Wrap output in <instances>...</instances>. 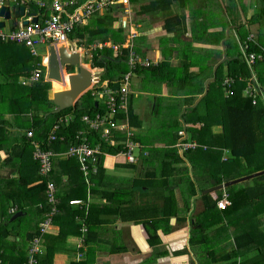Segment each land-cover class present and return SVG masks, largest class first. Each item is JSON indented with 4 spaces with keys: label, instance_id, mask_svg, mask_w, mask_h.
Instances as JSON below:
<instances>
[{
    "label": "crops",
    "instance_id": "obj_1",
    "mask_svg": "<svg viewBox=\"0 0 264 264\" xmlns=\"http://www.w3.org/2000/svg\"><path fill=\"white\" fill-rule=\"evenodd\" d=\"M21 1L22 4L20 3L17 6L12 3L7 6L10 9L24 6L25 15L23 17L31 16V21L33 17L40 19L44 13H48L51 3L56 0ZM76 1L77 3H83L87 0ZM234 1L236 0H129L125 6L115 4L107 9L116 17L112 27L116 29L118 36L123 38L122 42H113L110 37L107 39L105 32L92 36H87L86 33L79 34L77 28L74 30V34L69 36L67 42L55 44L57 46L65 45L69 52V44L77 47L80 65L89 69L91 73H96L101 80L100 82L104 84V88L108 82V79L102 77L105 70L99 69V73H97V68L92 67L90 61H87L86 64H82L81 61L82 55H86L88 49L99 48L96 45L101 40L107 43L108 48L110 47L112 56L117 55L118 51L110 45L124 46L128 41H131L132 48L141 57H147L156 62L149 70L146 71L143 68L132 74V76L136 75V87L134 89L130 79L127 105L128 111L131 110L132 115L134 114L138 119V125L133 128L136 138L133 153L137 159L134 162H127L122 155L105 158L103 165L105 174L99 176V178L97 177V181L103 189L110 190L113 183L116 184V188L119 187L118 194H121V198L116 199L117 202L123 204L125 210L121 216L115 215L116 212H112V214L100 212V216L97 217L100 220L97 227H92L91 224L87 227L85 224L87 214L90 212V219L94 221L96 219L93 214L94 207H100L108 200L94 196L91 192L87 193V188L84 186V190L77 192L75 187L77 185L82 186V183H76V181H73L74 195L69 196V200L80 199L82 205L79 203L69 204L68 202L69 205L74 207L67 209L70 212H73L74 209L77 210L75 219L79 220L81 224L79 228L75 219H66V216L70 214L62 212L59 205L56 206V210L52 214L49 213L51 210L49 206L48 213L46 212L42 216L43 218L39 219L40 205L37 203V208L35 207L34 198L24 199L23 207L28 211L27 218L23 215L22 220L19 218L13 222L23 212L19 211L16 206L11 205V202L5 204V212L4 203L0 198V228L2 229L1 226L4 225L13 229L11 235L7 238L8 241L5 243L7 252H15L16 254L18 251H24L26 253L29 236L35 233L38 225L40 226L41 223L50 218L52 223L49 225V231L43 234L40 240V245L44 251H42L41 256L38 255V259L43 264H200L195 255L196 251L191 248V246L196 245H191L189 238L193 234L192 230L195 228L197 220L191 214L195 211L196 213L201 212L204 207V202L200 197L202 194L200 192V174L207 175V173H205L202 156L193 151L190 155L183 156L182 149L184 148L179 146L178 142L184 138L185 134L180 139H178L179 137L176 139L174 130L179 129L181 131L182 129L179 128L181 124L185 128L201 125L200 122L192 123L190 120L185 123L181 115L185 111L187 114L188 107L196 106L207 92L208 86L214 82V74L225 56L227 57L226 51L229 47L226 48V40L229 37L228 32L230 30L233 31L235 37L233 43H237L238 21H242L248 30L250 29L248 34H254L258 44L264 47L262 45L264 44V27L248 23L249 15H243L241 7V4L246 0ZM248 1L251 2V0ZM232 2L234 6H232ZM40 3H43L44 6L41 7ZM230 8L239 10L240 13L230 16L228 14ZM107 10L97 14H103ZM41 11L44 13H40ZM92 16L83 25H87L90 23V19L95 18ZM20 17L21 15L15 18V25L13 24V26L9 24L11 18H7L5 25L2 26L3 30L8 31L18 27L20 22H23ZM120 21L125 22L126 25L121 24ZM250 25L252 27L257 25L258 29L254 31ZM90 40L92 41L90 42ZM85 42H89V44L84 46ZM47 44V47H44L45 53L41 58H38L39 55L35 56L39 59V64L42 67V63H45L48 54V47L51 45L50 43ZM192 59L194 60L191 61ZM261 65H264V62ZM76 68V66L64 65L62 67L63 76L66 73L77 72L78 68ZM253 77H255V80L257 79L255 73H253ZM262 80L261 84H264V76ZM23 81L24 77L19 76V82L23 83ZM28 83L32 82L27 81L26 84ZM137 83L144 84L146 89H139ZM256 86H258L257 91L259 90L260 97L264 102L262 89L264 86L261 87L259 82ZM244 91L243 95L245 94ZM89 92L93 95L94 89L91 88ZM94 98L103 103L102 98L101 100L96 96ZM147 108H150L149 111L154 114L153 116L159 119L160 125L171 121L169 120L170 117H173L174 123H181L177 124L178 127L172 130L168 139L153 141L155 147L151 150L146 148L148 143H142L147 139L145 140L142 134L139 136L136 133L138 129L144 131L149 129L144 126V124H149L142 122ZM200 111H202V108ZM7 117L12 118L11 114H7ZM220 129L221 125H217L212 128V131L217 133ZM140 145L142 148L138 151ZM143 146L146 147L143 148ZM0 148L1 165L2 162L7 160V146ZM142 149L148 150V154L143 155L141 153ZM179 156L184 161L179 160ZM9 165H1L0 177L12 178L14 176ZM194 170L198 177L193 176V178H190L189 172ZM168 175L172 182L171 190L178 206V211L174 215H166L163 212L165 202L163 191L165 190L161 187V183ZM65 179L66 176H63L61 184H59H64ZM78 182H81V180L78 179ZM100 182H103V184ZM104 182L110 183L106 187ZM38 183L40 184L39 180L29 186ZM59 184L56 189H59L60 193ZM176 192L179 193L181 198H177ZM214 193L212 197L216 196ZM193 198H199L200 200L192 210ZM186 200L188 201L187 208H185ZM57 202L59 203V199H57ZM117 202L112 203V208H116ZM201 206L202 210L199 209ZM98 209H96V212H98ZM217 211L219 212V210ZM18 212H20V215L13 218L14 214ZM10 213H13V215H8ZM58 214L63 216V230L66 232L65 240L54 239L60 234V229L62 230L61 219H59ZM124 215H127L128 218H122ZM72 222L75 225H71ZM17 226L19 229L14 230ZM94 230L95 236L93 235ZM152 232L156 233L157 242L152 243V240L150 241ZM50 237H53V239L50 240ZM52 241L55 244L58 242V248L54 252H46L45 248ZM188 246L190 247L187 249ZM9 259L11 263L14 261L12 255L9 256Z\"/></svg>",
    "mask_w": 264,
    "mask_h": 264
},
{
    "label": "trees",
    "instance_id": "obj_2",
    "mask_svg": "<svg viewBox=\"0 0 264 264\" xmlns=\"http://www.w3.org/2000/svg\"><path fill=\"white\" fill-rule=\"evenodd\" d=\"M245 2L249 4L247 6L241 4V7L243 15H249L247 19L248 23L263 26L264 0H251V2L246 0ZM40 13L43 14L44 12L41 11ZM92 17L95 18L90 19V23L87 25L82 24L75 27V29L78 28L77 32L79 34L86 33L87 36H92L105 32L107 39L110 37L113 42L123 41V38L118 36L116 29L112 27L116 17L112 15L110 10H107L103 14H94ZM237 25V38L240 41H244L249 30L242 21H238ZM74 30L70 35L74 34ZM103 41L101 40V42ZM230 43L227 39L226 48L229 47L230 49L233 46L234 50L239 49L237 43ZM88 44L89 42H85L84 46ZM229 49L226 51L227 60L222 61L219 65V68L214 74V82L208 86L207 92L196 106L188 107L187 114L185 111L181 115L185 123H188L190 120L192 123L200 122L201 125L185 128L181 124L179 128L182 129L183 134L179 133V129L174 130V137L176 139L178 137L180 139L185 134L184 138L180 141L184 143H197L198 147L195 145L192 148L182 150L183 156L190 155L193 151L202 156L204 160L203 166L207 175L200 174V192L215 184L255 171L264 170V102L260 97L259 90L257 91L258 86H256L259 82L262 87L261 79L257 74V67L264 62V55L263 59L258 58L253 63L247 64L243 56H241V50L239 53H235V55L230 57L228 54ZM253 50L259 51V47L251 43L248 51ZM0 53L1 77L4 80H10V83H7L9 85L0 83V147L7 146V160L2 162L1 165L10 164L11 172L14 175L12 178L0 177V185L9 190L8 194L3 198H1L3 194L0 191V198L4 203V211L6 212L5 204H10L11 202V205L16 206L19 211L23 212L13 222L19 218L22 220L23 215L27 218L28 211L23 207L24 199L34 198L33 203L35 207L37 208V205H40L38 216L39 219H42V216L46 212L48 213L51 207L47 201L45 192L47 181L50 180L55 185V198L59 199V203L56 202L55 207L59 205L62 212L70 214L66 216L67 220L71 218L75 219L77 210L74 209L73 212H70L67 209L74 207L68 204L69 196L74 195L73 181L82 183V186L77 185L75 187L77 192L84 190V187L87 188V184L84 182L85 180L79 169L76 157L65 155L64 152L70 145H77L79 143L80 140L76 138L79 130L87 131L86 125L81 120L82 115L94 116L96 113L104 114L103 103L97 101L94 98L95 95H92L88 90L80 96L73 106L58 112H51L54 104L48 96L50 83L43 77V67L39 64V59L32 55L30 50L23 44L11 41L0 42ZM117 53V55L112 56L110 47L103 46L102 48L89 49L85 55L88 61L92 63V67L105 70L102 77L108 79L107 87L109 86L113 89L118 88L117 82L129 69L127 64L128 48L122 47ZM37 67L42 69V74L38 81L28 84L22 82L16 84L19 76L24 77V81H26L30 72ZM150 67H138L135 71L143 68L147 71ZM253 71L257 76L256 80L253 77ZM3 74L6 76H2ZM67 77L65 74V84L59 80H52V92L62 90L61 88L64 86L66 88L68 86ZM226 78L230 80L224 83ZM16 86L19 89L16 90ZM245 89L248 90L247 93H245ZM243 91L245 93L244 95ZM201 108L202 111H200ZM130 111H128V120L131 126L130 132H132L131 139L136 140L133 128L138 125V119ZM7 114H11L12 118L9 119ZM67 114L72 116V120L67 124L61 123L60 128L54 129V123L61 116ZM24 122H27V124L24 125ZM217 125H221V129L217 133H214L212 128ZM15 130H24V132L21 134L15 133ZM28 131H31V137L27 136ZM52 133L54 135L50 138ZM123 133L125 134V132ZM123 133L117 130L113 131V134L120 136V138L123 137ZM86 136L93 146H100L102 152L105 151L112 155L123 150V145H111L106 139L100 137V132L87 131ZM110 139H114V136L113 138L110 136ZM37 149L53 152L50 158L52 163L51 169L44 175L40 172L39 158H36L34 155ZM224 152L227 153V158ZM98 158L97 173L90 175V192L94 196L106 198L108 202L100 207H94L93 214L96 217L94 221L90 219V212L87 214L85 219L87 227L90 224L92 227H97L100 222L97 219L100 216V212H108L109 214L116 212L115 215L121 216L125 210L123 204L117 202L116 198H121V194H118L119 187L117 186L116 188V184L111 182L113 186H111L110 190L103 189L99 186L97 177H101L105 172L103 171L104 166L102 164L104 157L102 154H98ZM178 158L184 161L182 157L179 156ZM236 159L240 162H245L247 170L242 172L239 170L233 171L235 167L232 168L230 165H226L227 162ZM195 173L193 174L192 171L193 176L197 178L198 174L196 173L195 175ZM63 176H66L65 183L60 185ZM78 179L81 182H78ZM38 180L40 184L29 186ZM170 182L171 180L168 175L161 183V187L165 190L163 191L165 193L163 212L166 215H174L178 211L174 193L171 190L172 182L171 184ZM100 183L103 184V182ZM108 183L110 182H104L106 187ZM58 184L60 193L59 189H56ZM224 190L227 192L230 201L225 209H219L216 206V201L222 194L221 190L219 192L217 191L218 194L215 197H212L211 193L200 195L201 200L204 202V207L199 212L198 223L195 225L199 229L197 235H190L189 242L191 244L214 243L210 238L215 236L220 230H224L227 232V237L231 239L232 246V250L225 254V260H230L233 255L235 257L240 255L242 259L238 264H264V174L231 184L224 188ZM114 202H117L116 208H112V203ZM187 206L188 201L186 200L185 208ZM97 208H99L98 212H96ZM212 209H215V212ZM8 215H13V213ZM58 217L61 219L62 230L60 229V234L54 237V239L65 240L66 232L63 230V216L58 214ZM122 218H128V216L124 215ZM75 221L79 228L81 225L79 220L75 219ZM71 225L75 224L72 222ZM1 227L0 263L25 264L29 242L35 235H39V225L35 233L29 234L30 238L26 253L24 251H18L16 254L15 252H7L5 249V243L8 241L7 238L13 231L12 227L9 228L4 225ZM208 227L210 229L205 234L204 231ZM18 229V226L14 228V230ZM151 234L150 241L152 240V243L157 242L158 238L155 235L156 233L152 232ZM93 235L95 236V230ZM51 238L53 239V237H50V240H52ZM57 243L55 244L52 241L45 248V251L54 252L58 248ZM42 251L44 249L41 247L39 256L42 255ZM10 255L14 257L12 263L9 259ZM38 264L43 263L41 261L39 262L38 259Z\"/></svg>",
    "mask_w": 264,
    "mask_h": 264
},
{
    "label": "built area",
    "instance_id": "obj_3",
    "mask_svg": "<svg viewBox=\"0 0 264 264\" xmlns=\"http://www.w3.org/2000/svg\"><path fill=\"white\" fill-rule=\"evenodd\" d=\"M5 1H8V5L12 3L13 5L22 4L21 0H0V8L4 5ZM129 0H87L83 3H77L76 0H56L51 3L50 11L38 18L36 22H31L29 17H24V14L21 15V20L19 26L15 29H10L8 31L3 30V27H0V42H16L21 43L29 48L30 53L34 56L38 55L36 50V45L38 44H57L64 43L69 40L70 33L75 29L76 26L85 24L87 19L92 15L101 13L104 10L109 9L112 5L121 4L123 6L127 5ZM40 6L43 7L44 4L40 3ZM3 18L0 17V20ZM28 20L27 23H24V20ZM4 21H7L4 18ZM121 24H123L121 22ZM124 25V24H123ZM239 47L241 54L247 64L253 63L256 59H263L264 47L260 46L255 40L254 34L250 33L247 35L244 41L238 39ZM251 43L259 47V51H248ZM99 48L107 46L106 42H99L97 44ZM114 50L119 51L120 48H128L127 54V64L129 69L123 74L121 79L117 82L118 88L113 89L111 87L104 88V84L100 82V78L96 73H92L91 81L92 88L94 89L95 96H98L103 99L104 114L96 113L94 116H89L87 114L82 115L81 120L87 127V131H97L100 132V137L107 140L111 145L120 144L123 145V150L117 152V155H122L127 162H134L135 155L133 153V148L135 146L134 140H132L131 126L129 125V116H128V93L130 88V79L135 69L138 67H150L156 62L152 61L147 57H141L133 48L131 41H128L124 46L110 45ZM77 51V47H75ZM89 50V49H88ZM87 52V49H86ZM43 65V63H42ZM41 75V69L35 68L31 71L26 81L35 82L38 81ZM230 80L226 78L224 83ZM104 88V89H103ZM248 90L245 89V93ZM230 93H232L230 91ZM72 120L71 115L61 116L53 125L54 129L60 128L61 123H69ZM121 131L123 137L115 136L113 131ZM86 130H79L76 134V138L80 141L79 143L70 145L67 150L64 152L65 155L76 157L79 164V169L82 172L85 184H87V193L90 192V175L97 173L98 169V154L106 157L109 154L107 152H102L100 146H93L89 139L86 136ZM180 134H183L182 131H179ZM54 133L50 135L52 138ZM27 136L31 137V131L27 132ZM110 136H114V139H110ZM178 145L182 148H192L196 142L193 143H184L182 141L178 142ZM52 151L49 150H36L35 157L39 158L40 161V172L44 174L48 173L51 169V155ZM47 187L45 189L47 201L51 206L49 213L52 214L56 210L55 203L57 199L55 198V185L52 181H47ZM69 204H81L80 199H70ZM228 194L224 190L221 194V197L216 201V206L219 209H225L229 204ZM82 205V204H81ZM52 223L51 219H46L39 226V235H35L29 242L28 254L26 256L25 264H38V255L41 252L40 240L42 235L48 233L49 225ZM83 238V237H82Z\"/></svg>",
    "mask_w": 264,
    "mask_h": 264
},
{
    "label": "rangeland",
    "instance_id": "obj_4",
    "mask_svg": "<svg viewBox=\"0 0 264 264\" xmlns=\"http://www.w3.org/2000/svg\"><path fill=\"white\" fill-rule=\"evenodd\" d=\"M237 1V0H236ZM236 1H234V2H236ZM232 4V6H234V3L232 2L231 3ZM242 4H244L245 6H247L249 3H246V2H243ZM238 13H240L239 12V10L237 11V10H234V9H232V8H230L229 10H228V14L231 16V15H238ZM120 23H121V21H120ZM119 23V24H120ZM124 25H126V23L125 22H122ZM255 24V23H254ZM258 25V24H257ZM257 25H253V27H252V25H250V27H251V29L252 30H257L258 28H257ZM263 27H264V25H263ZM243 30H245V28H243ZM250 30V29H249ZM228 35H229V37H228V41H229V43L231 42H233L234 40H235V37L233 36V31L232 30H230L229 32H228ZM236 41H237V44H238V48L239 49H235L234 50V48H233V46H231L232 48H230L229 49V51H228V54L230 55V57L231 56H233V55H235V53L237 54V53H239L240 52V47H239V43H238V40L236 39ZM230 43V44H231ZM47 45L48 44H38V45H36V50H37V53H38V58L40 59L41 58V56L45 53V51H44V47L46 46L47 47ZM3 52V51H2ZM1 52V53H2ZM0 53V54H1ZM241 56H242V54H241ZM194 59H192L191 61H193ZM226 60H227V57H226ZM81 61H82V64H86L87 63V61H88V58L87 57H85V55L83 54L82 55V57H81ZM222 61H225L224 59L222 60ZM48 63H49V61H48V54L46 55V59H45V63H43V72H44V75H43V77H44V79L46 80V81H49V83H50V86H51V81L52 80H54V79H50V80H47L46 79V76H47V70H48ZM193 63H195V62H193ZM215 68V67H214ZM77 69V68H76ZM95 71V70H94ZM96 72L97 73H99V69H96ZM253 73H254V71H253ZM257 74H258V76H259V78L261 79V81H263L262 79H263V76H264V65H261V66H258L257 67ZM91 75H92V73H91ZM2 76H6L5 74H3ZM135 74L132 76V78H131V84L133 85V89H134V87H136V82H135ZM255 78V77H254ZM10 81V80H9ZM8 80H4V79H2V77H1V74H0V83H2V84H6V85H9V84H7V83H10ZM67 81H68V77H67ZM101 81V80H100ZM16 84H20L19 83V77H18V79H17V81H16ZM68 86H69V83H68ZM92 86H93V84H92V81H91V84H90V86H89V88H88V90H90L91 88H92ZM137 86L139 87V89H142V90H144V89H146V86L144 85V84H139V83H137ZM262 86H264V84H262ZM16 88V90L17 89H19V87L18 86H16L15 87ZM62 90L63 89H65V86L64 87H62L61 88ZM137 89V88H136ZM262 89H263V92H264V88L262 87ZM51 90V91H50ZM49 90V93H48V95H49V98H52V95H53V93H51L52 92V87H51V89ZM87 90V91H88ZM54 91V90H53ZM135 91V90H134ZM96 97H98V96H96ZM98 99L99 100H101V98L100 97H98ZM51 100V99H50ZM55 109V105H54V107H53V109L51 110V112H53V110ZM149 109L150 108H147L146 109V114H145V116L143 117V119H142V122H146V123H148L149 125H146V124H144V126H146V127H148L149 129H147V130H140V129H138V131L136 130V133H137V135H141L142 134V136L144 137V139L146 140V141H143L142 143L143 144H147L146 146H143V148L144 147H146L148 150H151L153 147H155V145H154V143H153V141H155V140H165V139H168L169 137H170V133L172 132V130L175 128V127H178L177 126V124H181L180 122L179 123H174L173 122V117H170L171 116V114L169 115V120H171V121H168V123L166 122L164 125H160V122H159V119L157 118V117H155V116H153L154 114H152L150 111H149ZM160 115V114H159ZM149 121V122H148ZM15 122V121H14ZM27 124V122H24V125H26ZM25 130V129H24ZM24 130H21V131H16L15 130V133H23L24 132ZM145 134V135H144ZM9 144H11V143H9ZM149 145V146H148ZM142 148V146L140 145V147H139V149H138V151L140 150ZM148 150H146V149H142L141 150V153L143 154V155H147L148 154ZM224 155L226 156V158H227V153H224ZM137 159V158H136ZM148 159V158H147ZM151 162V161H150ZM226 165H230L232 168H234V170L233 171H236V170H239L240 172H242V171H245V170H247V168H246V164H245V162H240V161H238L237 159L236 160H234V161H230V162H227L226 163ZM237 167V168H236ZM194 172H195V170L193 171V174H194ZM193 174H192V171H190L189 172V176H190V178H193L192 176H193ZM8 188H4V186H1L0 185V191L2 192V196H1V198H3L5 195H7L8 194V192H9V190H7ZM6 191V192H5ZM218 192L220 191V190H217ZM217 191H215V195H217L218 193H217ZM222 191V190H221ZM5 192V193H4ZM177 193V198H181L180 197V195H179V193L178 192H176ZM212 192H211V195L213 194ZM7 197V196H6ZM193 200V205H192V207H191V209L193 210V208H195L196 206H197V203H198V201L200 200L199 198H193L192 199ZM200 204V203H199ZM198 209V208H197ZM200 210H202V206L199 208ZM213 210V212H215V209H212ZM191 216L194 218V219H196L197 218V220H196V223H198V217H199V213H196V211L195 212H192V214H191ZM198 229H199V227H195L193 230H192V233L193 234H195V235H197V232H198ZM209 229H210V227H208V229L207 230H205L204 232H205V234H207V232L209 231ZM212 229H214V228H212ZM211 229V230H212ZM214 231V230H213ZM212 231V232H213ZM229 235V234H228ZM213 236V235H212ZM231 237V236H230ZM210 239H212L213 240V242L214 243H209V242H207L206 244H191V245H196V246H191V248L193 249V250H195L196 252H195V255L197 256V259L199 260L198 262L200 263V264H238L239 263V261H241V259H242V257H240V255L239 256H237V257H235L234 255L232 256V258L229 260V259H227V260H225V254L228 252V251H231L232 250V246H231V239L230 238H228L227 237V232L226 231H224V230H220L219 232H217L216 233V235L215 236H213V237H211ZM190 246H188L187 247V249L189 248Z\"/></svg>",
    "mask_w": 264,
    "mask_h": 264
},
{
    "label": "water",
    "instance_id": "obj_5",
    "mask_svg": "<svg viewBox=\"0 0 264 264\" xmlns=\"http://www.w3.org/2000/svg\"><path fill=\"white\" fill-rule=\"evenodd\" d=\"M8 1H5L4 5L0 8V16H4L6 18H11L9 20L10 26H13L15 22V18L23 15L24 13V6H19L18 8L10 9L8 6ZM24 18V17H23ZM37 18L33 17L31 19L32 22H36ZM24 23H27L24 20ZM4 22L0 21V26H3ZM70 52L67 50L65 45L57 46L55 44H51L48 47V70L46 79H54L59 80L63 84H65L64 76L62 73V67L65 66H76L78 68L77 72L74 73H66L68 76V88L63 90H58L53 92L51 101L55 105V109L53 112L61 111L65 108L71 107L75 104L78 98L88 90L91 84V72L84 66H81L79 63V53L75 50V46L72 44L68 45ZM226 60V56L224 58ZM68 69V68H67ZM208 81L206 82V89H207ZM264 174V170L255 171L243 176H239L219 184H215L208 188H205L201 191L202 194L211 193L217 190H222L227 186L242 182L245 180H249L256 176ZM20 215V212L15 213V216Z\"/></svg>",
    "mask_w": 264,
    "mask_h": 264
},
{
    "label": "clouds",
    "instance_id": "obj_6",
    "mask_svg": "<svg viewBox=\"0 0 264 264\" xmlns=\"http://www.w3.org/2000/svg\"><path fill=\"white\" fill-rule=\"evenodd\" d=\"M0 17H2V18H6V17H4V16H0ZM6 19H7V18H6ZM25 20H26V19H25ZM0 21H3V22H4V25H5L6 22L4 21V19H2V20H0ZM26 21L28 22V20H26ZM4 25H3V26H4ZM14 25H15V24H14ZM0 27H2V26H0ZM24 46H25V45H24ZM27 48H28V47H27ZM28 49H29V48H28ZM37 68H39V67H37ZM41 74H42V69H41ZM116 154H117V153H116ZM116 154H112V155L109 154L108 156H114V155L116 156ZM108 156H106V157H108ZM106 157L104 156V159H103V162H102L103 165H104V160H105ZM223 191H224V189H222L221 192H223ZM214 192H215V191H214ZM212 193H213V192H212Z\"/></svg>",
    "mask_w": 264,
    "mask_h": 264
},
{
    "label": "bare ground",
    "instance_id": "obj_7",
    "mask_svg": "<svg viewBox=\"0 0 264 264\" xmlns=\"http://www.w3.org/2000/svg\"><path fill=\"white\" fill-rule=\"evenodd\" d=\"M63 73V72H62ZM65 75V74H64Z\"/></svg>",
    "mask_w": 264,
    "mask_h": 264
}]
</instances>
